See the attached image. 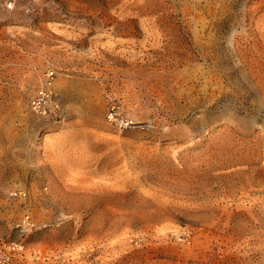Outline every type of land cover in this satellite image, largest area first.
I'll list each match as a JSON object with an SVG mask.
<instances>
[{
    "label": "rangeland",
    "instance_id": "374dc122",
    "mask_svg": "<svg viewBox=\"0 0 264 264\" xmlns=\"http://www.w3.org/2000/svg\"><path fill=\"white\" fill-rule=\"evenodd\" d=\"M261 78L264 0H0V264H264Z\"/></svg>",
    "mask_w": 264,
    "mask_h": 264
},
{
    "label": "bare ground",
    "instance_id": "6f19581e",
    "mask_svg": "<svg viewBox=\"0 0 264 264\" xmlns=\"http://www.w3.org/2000/svg\"><path fill=\"white\" fill-rule=\"evenodd\" d=\"M14 1H15V0H14ZM37 2H38V1H37ZM132 2H133V1H132ZM18 4H19V3H18ZM133 4H134V3H133ZM9 5H10V4H9ZM15 5H16V4H15ZM19 5H20V4H19ZM49 5H50V4H49ZM135 5H136V4H135ZM135 5H134V6H135ZM122 6H123V5H122ZM122 6H121V7H122ZM18 7H19V6H18ZM18 7H16V8H18ZM22 7H23V5L21 6V8H22ZM74 7H75V6H74ZM131 7H132V6H131ZM19 8H20V7H19ZM19 8H18V9H19ZM48 8H49V7H48ZM72 8H73V7H72ZM123 8H124V7H123ZM4 9H5V8H4ZM6 9H7V8H6ZM51 9H52V8H51ZM74 10H75V9H74ZM122 10H123V9H122ZM53 11H54V10H53ZM17 12H19V11H17ZM122 12H124V11H122ZM13 13H14V12H13ZM13 13H12V15H13ZM72 13H73V12H72ZM130 13H131V12H130ZM117 14H118V13H117ZM122 14H123V13H122ZM122 14H120V16H121ZM1 15H2V14H1ZM4 15H5V14H4ZM21 15H22V14H21ZM128 15H129V14H128ZM8 16H9V15H8ZM16 16H17V15H16ZM39 16H40V15H39ZM39 16H38V17H39ZM1 18H2V17H1ZM4 18H5V17H4ZM7 18H8V17H7ZM125 18H126V17H125ZM137 18H138V17H137ZM25 19H26V18H25ZM128 20H129V19H128ZM125 21H126V20H125ZM99 22H102V21H99ZM118 22H119V21H118ZM123 22H124V21H123ZM126 22H127V21H126ZM103 23H104V22H103ZM99 24H100V23H99ZM124 24H125V23H124ZM102 25H103V24H102ZM115 25H116V24H115ZM120 42H121V41H120ZM205 42H206V41H205ZM207 42H208V41H207ZM164 43H165V42H164ZM103 45H104V44H103ZM107 45H108V44H107ZM118 45H119V44H118ZM120 45H121V44H120ZM157 45H160V44H157ZM109 46H110V45H109ZM102 47H103V46H102ZM105 47H106V46H105ZM112 48H113V47H112ZM166 48H167V47H166ZM169 48H170V47H169ZM169 48H168V49H169ZM105 49H106V48H105ZM115 49H116V48H115ZM163 49H164V48H163ZM184 49H185V48H184ZM184 49H182L181 51L184 52V51H183ZM187 49H188V48H187ZM169 51H170V50H169ZM240 51H241V50H240ZM115 52H116V51H115ZM165 52H166V51H165ZM185 53H186V52H185ZM115 54H116V53H115ZM168 54H169V53H168ZM189 54H190V53H189ZM112 55H113V54H112ZM159 56H160V55H159ZM161 56H162V55H161ZM243 56H244V55H243ZM201 57H202V56H201ZM236 57H237V56H236ZM170 58H171V57H170ZM181 58H182V57H181ZM240 58H241V57H240ZM168 60H169V59H168ZM178 60H179V59H178ZM222 60H223V59H222ZM9 61H10V60H9ZM9 61H8V63H9ZM163 61H164V63H165V60H164V59H163ZM196 61H197V60H196ZM252 61H253V60H252ZM19 62H21V61H19ZM189 62H190V61H189ZM250 62H251V61H250ZM191 63H192V62H191ZM193 63H194V62H193ZM244 63H245V62H243L242 64H244ZM165 64H166V63H165ZM165 64H164V65H165ZM168 64H169V63H168ZM195 64H196V63H195ZM198 64H199V63H198ZM249 64H250V63H249ZM251 64H252V63H251ZM8 65H9V64H8ZM12 65H13V64H12ZM164 65H163V66H164ZM169 65H170V64H169ZM177 65H178V64H177ZM185 65H186V64H185ZM213 65H215V64L213 63ZM20 66H21V65H20ZM163 66H162V67H163ZM189 66H190V65H189ZM194 66H195V65H194ZM198 66H199V65H198ZM173 67H174V66H173ZM212 67H213V66H212ZM250 67H251V66H250ZM176 68H177V67H176ZM201 68H202V67H201ZM218 68H219V67H218ZM141 69H142V68H141ZM163 69H165V67H164ZM191 69H193V68H191ZM251 69H252V68H251ZM257 69H258V68H257ZM259 69H260V68H259ZM164 71H165V70H164ZM172 71H173V70H172ZM262 71H263V70H262ZM17 72H18V70H17ZM165 72H166V71H165ZM169 72H170V71H169ZM161 73H162V72H161ZM257 73L259 74V72H257ZM260 74L263 76V73H260ZM248 75H249V74H248ZM254 75H255V74H254ZM257 76H258V75H257ZM259 77H260V75H259ZM179 78H180V77H179ZM251 79H253V78H251ZM15 80H16V79H15ZM261 80H262V78H261ZM12 81H14V80H12ZM262 81H263V80H262ZM175 82H176V81H175ZM221 82H222V81H221ZM263 82H264V81H263ZM176 83H177V82H176ZM204 84H205V83H204ZM217 84H218V83H217ZM257 84H258V83H257ZM9 85H10V84H9ZM68 85H69V84H68ZM254 85H255V84H254ZM261 87H262V86H261ZM62 88H63V87H62ZM216 88H217V87H216ZM222 88H223V87H222ZM228 88H229V87H228ZM52 90H53V89H52ZM225 90H226V89H225ZM258 90H259V89H258ZM261 91H262V90H261ZM52 92H53V91H52ZM212 92H213V91H212ZM214 92H215V91H214ZM167 93H168V92H167ZM261 93H262V92H261ZM215 94H216V93H215ZM34 95H35V94H34ZM165 95H166V94H165ZM258 96H259V95H258ZM213 98H214V97H213ZM262 100H263V99H262ZM214 101H215V100H214ZM206 103H207V102H206ZM210 103H211V102H210ZM4 104H5V103H4ZM262 104H263V103H261V107H262ZM1 107H2V106H1ZM35 108H36V107H35ZM204 108H205V107H204ZM223 110H224V109H223ZM1 112H2V111H1ZM45 112H46V111H45ZM85 113H87V112H85ZM202 113H203V112H202ZM260 113H261V111H260ZM204 114H205V113H204ZM198 116H199V115H198ZM0 117H1V116H0ZM195 117H196V116H195ZM32 118H33V117H32ZM200 118H201V117H200ZM2 122H4V121H2ZM200 123H201V122H200ZM190 125H191V124H190ZM193 125H194V124H193ZM1 126H2V125H1ZM1 126H0V127H1ZM4 128H5V127H4ZM21 129H22V128H21ZM0 130H1V129H0ZM22 130H23V129H22ZM31 130H32V129H31ZM204 130H205V129H204ZM27 131H29V129H28ZM7 132H8V131H7ZM17 132H18V130H17ZM19 132H20V131H19ZM14 133H15V132H14ZM6 134H7V133H6ZM20 135H21V134H20ZM205 135H206V134H205ZM9 136H12V135H9ZM33 136H34V135H33ZM7 137H8V136H7ZM17 137H18V136H17ZM13 138H14V137H13ZM15 138H16V137H15ZM19 138H20V137H19ZM10 139H12V138H10ZM10 139H9V140H10ZM20 139H21V138H20ZM22 140H23V139H22ZM22 140H21V141H22ZM24 140H25V139H24ZM30 140H31V139H30ZM4 141H5V140H4ZM6 141H7V140H6ZM34 141H35V140H34ZM7 142H8V141H7ZM9 142H12V141H9ZM17 142H18V140H17ZM96 142H98V141H96ZM3 143H4V142H3ZM9 145H13V144H9ZM25 145H26V144H25ZM29 145H30V144H29ZM216 146H217V145H216ZM3 147H4V146H3ZM5 147H6V146H5ZM9 147H10V146H9ZM24 147H25V146H24ZM27 147H28V145H27ZM1 148H2V146H1ZM1 148H0V149H1ZM22 148H23V147H22ZM2 149H3V148H2ZM4 149L6 150V148H4ZM20 149H21V148H20ZM23 149H24V148H23ZM23 149H22V150H23ZM28 149H29V148H28ZM10 150H12V148H10ZM2 151H3V150H2ZM25 151H26V149H25ZM28 151H29V150H28ZM94 151H96V150H94ZM226 151H227V149H226ZM96 152H97V151H96ZM217 152H218V151H217ZM2 153H3V152H2ZM6 153H8V152L6 151ZM10 153H12V152H10ZM10 153H9V154H10ZM15 153H16V152H15ZM17 153H18V152H17ZM20 153H21V152H20ZM22 153H23V152H22ZM89 154H90V153H89ZM91 154H92V153H91ZM93 154H94V153H93ZM98 154H99V152H98ZM98 154H97V155H98ZM115 154H116V153H115ZM218 154H220V152H219ZM95 155H96V154H95ZM97 155H96V156H97ZM232 155H233V154H232ZM14 156H15V155H14ZM115 156H116V155H115ZM256 156H258V155H256ZM100 157H101V156H100ZM254 157H255V156H254ZM24 158H25V157H24ZM89 158H90V157H88V159H89ZM94 158H95V157H94ZM102 158H103V157H102ZM102 158H101V159H102ZM116 158H117V157H116ZM119 158H120V157H119ZM237 158H238V156H237ZM239 158H240V157H239ZM239 158H238V159H239ZM25 159H26V158H25ZM99 159H100V158H99ZM240 159H241V158H240ZM23 160H24V159H23ZM80 160H81V159H80ZM89 160H90V159H89ZM97 160H98V159H97ZM123 160H124V159H123ZM126 160H127V159H126ZM217 160H219V159H217ZM19 161H20V160H19ZM25 161H26V160H25ZM92 161H93V160H91V162H92ZM220 161H221V160H220ZM86 163H87V162H86ZM125 163H126V162H125ZM125 163H124V164H125ZM219 163H220V162H219ZM24 164H25V163H24ZM80 164H81V163H80ZM91 164H92V163H91ZM77 165H79V162L77 163ZM84 165H86V164H84ZM97 165H98V164H97ZM97 165H96V166H97ZM90 166H91V165H90ZM92 166H94V165H92ZM119 166H120V165H119ZM122 166H123V165H122ZM240 166H241V165H240ZM221 167H222V166H221ZM230 167H231V166H230ZM244 167H246V166H244ZM222 168H223V167H222ZM233 168H234V167H233ZM237 168H238V167H237ZM248 168H249V167H248ZM248 168H246V169H248ZM255 168H257V167H255ZM85 169H87V168H85ZM118 169H119V168H118ZM118 169H117V170H118ZM123 169H125V168H123ZM123 169H121V171H122ZM243 169H244V168H243ZM259 169H260V168H259ZM259 169H258V170H259ZM262 169H263V168H262ZM75 170H76V169H75ZM87 170H88V169H87ZM231 170H232V169H231ZM231 170H230V171H231ZM235 170H236V168H235ZM244 170H245V169H244ZM248 170H249V169H248ZM253 170H254V169H253ZM256 170H257V169H256ZM258 170H257V171H258ZM85 171H86V170H85ZM114 171H115V169H114ZM230 171H229V172H230ZM225 172H226V171H225ZM79 173H82V172H78V174H79ZM83 173H86V172H83ZM113 173H114V172H113ZM122 173H123V172H122ZM223 173H224V172H223ZM105 174H106V173H105ZM116 174H117V173H116ZM252 174H253V173H252ZM85 175H86V174H85ZM87 175H88V174H87ZM130 175H132V174H130ZM130 175H129V176H130ZM237 175H238V174H237ZM89 176H90V174H89ZM89 176H87V177H89ZM104 176H105V175H103V177H104ZM115 176H116V175H115ZM135 176H136V175H135ZM85 177H86V176H85ZM106 177H107V176H106ZM112 177H113V176H112ZM127 177H128V176H127ZM219 177H220V176H219ZM90 178H92V177H90ZM96 178H97V177H95V179H96ZM99 178H100V177H99ZM95 179H94V177H93L92 180H95ZM97 179H98V178H97ZM103 179H104V178H103ZM103 179H102V180H103ZM222 179H223V178H222ZM86 180H87V179H86ZM89 180H90V179H89ZM100 180H101V179H100ZM113 180H114V179H113ZM84 181H85V179H84ZM118 181H119V180H118ZM106 182H107V181H106ZM223 182H224V181H223ZM225 182H226V181H225ZM252 182H253V181H252ZM87 183H89V182H87ZM109 183H110V182H109ZM116 183H117V182H116ZM119 183H120V182H119ZM244 183H245V182H244ZM95 184H96V183H95ZM241 184H242V183H241ZM247 184H248V183H247ZM89 185H91V184H89ZM98 185H99V184H97V186H98ZM112 185H113V184H112ZM112 185H111V186H112ZM117 185H118V184H117ZM236 185H237V184H236ZM102 186H103V184H102ZM115 186H116V185H115ZM20 187H21V186H20ZM73 188H74V187H73ZM98 188H99V187H98ZM104 188H105V187H104ZM114 188H115V187H114ZM114 188H113V189H114ZM118 188H119V187H118ZM230 188H231V187H230ZM252 188H253V187H252ZM259 188H260V187H259ZM65 189H66V188H65ZM80 189H82V188H80ZM110 189H111V188H110ZM240 189H241V188H240ZM245 189H246V188H245ZM245 189H244V190H245ZM74 190H75V189H74ZM93 190H94V189H93ZM99 190H100V189H99ZM108 190H109V189H108ZM206 190H207V189H206ZM61 191H62V190H61ZM65 191H66V190H65ZM70 191H72V190H70ZM82 191H83V190H82ZM104 191H106V189H105ZM238 191H239V190H238ZM20 192H22V191H20ZM26 192H27V191H26ZM66 192H67V191H66ZM74 192L76 193V191H74ZM80 192H81V191H80ZM83 192H84V191H83ZM100 192H101V191H100ZM102 192H103V191H102ZM116 192H117V191H116ZM245 192H246V191H245ZM67 193H68V192H67ZM72 193H73V192H72ZM84 193H85V192H84ZM89 193H90V192H88V194H89ZM92 193H93V192H92ZM98 193H99V192H98ZM108 193H109V192H108ZM58 194H59V193H58ZM64 194H65V193H64ZM99 194H100V193H99ZM25 195H26V193H25ZM54 195H56V194H54ZM68 195H69V194H68ZM63 196H64V195H63ZM72 196H73V195H72ZM78 196H80V195H78ZM90 196H91V194H90ZM93 196H94V195H93ZM101 196H102V195H100L99 197H101ZM82 197H84L83 194H82ZM95 197H96V196H95ZM97 197H98V196H97ZM73 198H74V197H73ZM78 198H80V197H78ZM24 199H25V198H24ZM56 199H57V198H56ZM68 199H69V198H68ZM76 199H77V196H76ZM92 199H93V198H92ZM92 199H91V200H92ZM107 199H108V198H107ZM80 200H81V199H80ZM87 200H88V199H87ZM93 200H94V199H93ZM99 200H100V199H99ZM22 201H23V199H22ZM53 201H54V200H53ZM67 201H68V200H67ZM67 201H66V202H67ZM73 201H74V199H73ZM83 201H84V199H83ZM88 201H89V200H88ZM97 201H98V200H97ZM71 202H72V201H71ZM92 202H93V201H92ZM88 203H89V202H88ZM103 203H104V202H103ZM108 203H110V202H108ZM68 204H69V203H68ZM96 204H97V203H96ZM66 205H67V204H66ZM87 205H88V204H87ZM98 205H99V204H98ZM105 205H107V202H106ZM101 206H102V205H101ZM107 206H108V205H107ZM107 206H106V207H107ZM112 206H113V204H112ZM80 207H81V206H80ZM80 207H79V208H80ZM103 207H105V206H103ZM62 208H63V207H62ZM69 208H71V207H69ZM104 209L106 210V208H104ZM109 209L113 210L111 207H109ZM70 210H71V209H70ZM245 210H246V209H245ZM86 211H87V210H86ZM225 211H226V210H225ZM98 212H99V211H98ZM109 212H110V211H109ZM94 213H95V212H94ZM99 213H101V211H100ZM113 213H114V212H113ZM96 214H98V213H96ZM96 214H95V215H96ZM121 214H122V213H121ZM250 214H251V213H250ZM80 215H81V214H80ZM123 215H124V214H123ZM103 216H104V214H103ZM103 216H102V217H103ZM110 217H112V215H110ZM119 217H120V216H119ZM93 218H95V217H93ZM121 218H122V217H121ZM104 219H105V218H104ZM119 220H120V219H119ZM122 220H123V219H122ZM102 221H103V220H102ZM114 221H115V220H114ZM117 221H118V220H116V222H117ZM103 223H104V221H103ZM108 223H109V221H108ZM110 224H111V222H110ZM114 228H115V227H114ZM107 229H108V228H107ZM110 229H111V228H110ZM113 230H114V229H113ZM109 231H110V230H109Z\"/></svg>",
    "mask_w": 264,
    "mask_h": 264
},
{
    "label": "built area",
    "instance_id": "2783aa9c",
    "mask_svg": "<svg viewBox=\"0 0 264 264\" xmlns=\"http://www.w3.org/2000/svg\"><path fill=\"white\" fill-rule=\"evenodd\" d=\"M54 76V72L53 71H48L47 72V81L51 82L50 80L53 78ZM48 90L45 89V88H42L40 91H39V94L37 96V100L34 102L35 106L40 108L41 105H42V102L45 101V99L48 97ZM119 107H117L116 105H113L111 107V110H110V113H109V118L110 119H115L116 117H118L120 115V112H119ZM120 124L122 127H128L130 126L133 121H131L130 119L128 118H125V117H121L120 119Z\"/></svg>",
    "mask_w": 264,
    "mask_h": 264
}]
</instances>
